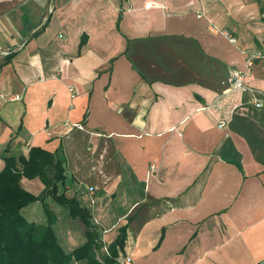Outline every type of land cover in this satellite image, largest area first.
Wrapping results in <instances>:
<instances>
[{"label":"crops","instance_id":"obj_1","mask_svg":"<svg viewBox=\"0 0 264 264\" xmlns=\"http://www.w3.org/2000/svg\"><path fill=\"white\" fill-rule=\"evenodd\" d=\"M256 53L264 0H0V64L13 56L0 69V170L33 147L62 148L100 256L127 226L120 260L133 264L264 263ZM46 204L62 248L83 246V226ZM22 213L48 222L41 201Z\"/></svg>","mask_w":264,"mask_h":264},{"label":"trees","instance_id":"obj_2","mask_svg":"<svg viewBox=\"0 0 264 264\" xmlns=\"http://www.w3.org/2000/svg\"><path fill=\"white\" fill-rule=\"evenodd\" d=\"M85 42L83 39L81 47ZM12 58V55L7 56L0 69ZM4 162L0 170V264H119L125 251L128 227H122L108 246L109 254L100 256L101 233L93 224L91 211L82 206L74 183L67 188V159L62 148L50 152L33 147L27 155L6 157ZM25 178L39 179L45 186L44 192L36 196L26 190L22 186ZM49 197L83 226L87 238L83 246L68 253L59 244L53 229L56 217L46 204ZM38 201L42 202L48 216L45 225L28 220L22 213Z\"/></svg>","mask_w":264,"mask_h":264},{"label":"built area","instance_id":"obj_3","mask_svg":"<svg viewBox=\"0 0 264 264\" xmlns=\"http://www.w3.org/2000/svg\"><path fill=\"white\" fill-rule=\"evenodd\" d=\"M227 36H228L229 40L232 43H236L237 42L236 38H234L233 36H231V35H227ZM257 59H264V55L261 54V53H256V54H253V55L249 56V58L247 60V66L248 67H252L254 65L255 60H257ZM234 77H235V81L233 82V84H234L235 88L243 90L244 87H245V82H244L243 76L241 74L237 73V74H235ZM69 91L71 93H73V96H74V91H75L74 88H70ZM253 103L258 108L263 106L262 100L259 99V98H255L253 100ZM222 126H224V124H222ZM89 190L92 193L94 191V188L90 187ZM90 201L92 202V204H94L95 200L91 197ZM103 249H104L105 254L108 255L109 254L108 247L104 246ZM119 264H133V260L130 257H128V258H125L124 260H120Z\"/></svg>","mask_w":264,"mask_h":264},{"label":"rangeland","instance_id":"obj_4","mask_svg":"<svg viewBox=\"0 0 264 264\" xmlns=\"http://www.w3.org/2000/svg\"><path fill=\"white\" fill-rule=\"evenodd\" d=\"M0 63H1V60H0ZM29 213H30V211H29ZM48 223V222H47ZM74 233H75V231H74Z\"/></svg>","mask_w":264,"mask_h":264}]
</instances>
